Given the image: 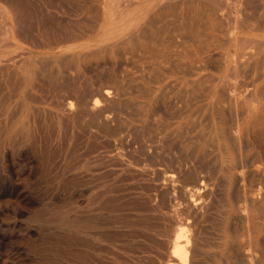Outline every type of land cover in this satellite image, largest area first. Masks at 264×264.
Segmentation results:
<instances>
[{
  "label": "bare ground",
  "instance_id": "obj_1",
  "mask_svg": "<svg viewBox=\"0 0 264 264\" xmlns=\"http://www.w3.org/2000/svg\"><path fill=\"white\" fill-rule=\"evenodd\" d=\"M198 1L200 3V0ZM202 1L203 3L201 2L200 4H198L196 0H186V2L183 3V5H185V9L183 8L184 10H183V13L181 14L182 15L181 20H179L178 23L175 24L176 31H174L175 29L172 28L174 25L170 26L172 30L174 29L173 31L176 33V34L174 33L175 35L171 33L170 34L167 33L166 31L167 29L165 30L167 26L164 28L162 26L163 22H160V24L159 23L157 24V21L158 22L162 21L161 20L163 16L162 10L160 11V13H158L159 15V16L157 15L158 17L157 16L151 17V19L148 18L145 21L146 24L142 22L143 17H144V11H145V9L143 8L146 7L147 5L146 2L144 3L139 2L138 4H136L137 7H134L133 5H131L132 3H134L132 0H121L120 2L118 1L120 4L119 3L116 4V0L102 1L100 7L104 13L105 12L108 13V11L112 10V13L115 14L116 12L119 15V18L121 14L126 15V18H123V20L125 19L128 24L134 26V32L131 35V39H132L131 47L133 48V51H134V54H132V56H134V58H132L130 53H127V54L131 56L133 60L131 58L130 59L135 63V65L133 64L134 67L136 66L134 69L136 70L135 76L131 77L127 75L118 76L116 74H102V75L97 76V79H99L98 81L100 82L96 81L97 83L95 82L94 86H92V84L90 83H86L83 86V83H82L83 87L77 84H74V83H70V82H65V84H63L59 81L60 85L61 84L63 85L60 87L59 84H57L60 88L59 90L57 89V91L55 92H54V88L48 85L49 86L48 92H50V87H51V90L52 89L53 90L50 92V94L53 92L52 95L55 97V99L57 98L55 101L57 102L58 105L56 104V102L55 104H56V107L57 106L58 107L57 109L53 111L54 113L52 114L53 116L55 114V116L57 117V122L61 123L60 129L63 130L62 134H64L65 132L67 133L70 132L72 134L73 132L75 135L74 137H72V141L75 138V136L78 138L83 137L82 139H85L86 141L89 140L92 144L93 153L92 155H90L91 157L88 160L89 164L83 169L85 172L88 173V175H90L89 178H91L92 175H98L100 173H103L106 170L111 171L112 174L113 172H116V173H126L128 174V176L129 175L135 176L138 189L136 188L137 191L133 192V194L137 193V196L146 203L145 206H147V208L145 207L143 208L149 211L150 216L152 217L153 222H154V227L152 229L153 243L152 244L148 243L149 245H151L150 250L149 251L147 250L148 253H146L147 251L145 252L146 254L144 253L143 255L142 253H140L142 257L141 258L139 257L140 261L138 264H264V10H261V9H260L261 11H259V9L257 10V8H260V7H258V3L257 4L255 3L256 1L254 2V0H246V1L244 0L243 1L244 5L249 8V9L247 8L248 10L246 9V11H244L243 9L244 5L242 7L241 6L242 2H241L240 3L241 4L240 7H242L240 8L241 12H239L240 10L239 11L232 10L231 12H228V8H227L226 9L227 11H225L224 13L220 11V4L223 0L221 2L219 0H205V2L204 0ZM236 1L237 3H239L238 0ZM236 1L234 2L236 3ZM0 2L2 3L0 5V22L2 21V25H0L1 26L0 27L1 28L0 30L1 39H7L11 44L13 43L16 46L20 45L19 43L15 41V39L18 37H21L23 39L27 38L28 39L27 41H29V44L33 47L40 46V45L49 46V45H55L56 42H58L59 40L61 41L69 40L71 38H76V36H84L86 35V32L88 31V28L86 29V26L85 28H82L79 30L77 28H76L77 30L76 29L73 30L72 29L73 27L72 26H71L72 28L70 27V24H72L71 21L69 24V21L66 19L63 21L56 20L53 18V16L49 14V11H48V12H44V14H41V17H39V19L36 21L37 23H39L37 29L40 30V33H38V36H36L37 37V41H36V38H33L32 34L29 35V33H25V30H29V29L23 28V26H25L24 24L23 26L21 25V23L24 21V18L22 21L21 17L23 16L25 17V15L21 16L23 12L21 13L19 11L20 7H19V10L16 8V6L20 4V0H0ZM178 2H180V0ZM228 2L229 1L227 0V2L225 3L227 4ZM163 3L165 2L163 1ZM235 3L234 5L237 4ZM68 5L70 6L71 3H69ZM116 5L118 6L120 5V7L117 8V11L114 8ZM162 5L165 7L166 4H162ZM226 7L228 6H225V8ZM93 8H96V6ZM263 8H264V5H263ZM231 9H233V7ZM238 9H239V6H238ZM176 10H174L175 13L171 12V14L175 15L174 17L175 18L177 17V20H178L179 16ZM134 12L136 14H134ZM92 15H93V12H92ZM169 15L170 14H168V16ZM164 17L167 18L166 16ZM70 19L72 20V18ZM89 19L92 20L91 18ZM169 19L173 20L174 18L171 17ZM81 20H78V21H81ZM52 22H60V23H63L64 26L62 28L59 27L57 29H52V28L49 29L47 24L52 23ZM164 22L166 23V21ZM80 24L83 25V23H80ZM171 24H172V21H171ZM78 25L79 24L77 25L75 24L76 27ZM81 25H80V28L82 27ZM244 26L248 30L247 34L235 33V31L238 30L239 27L240 29L244 28V30H246ZM88 27L91 28L90 26ZM170 30L168 29V32ZM113 35L114 37L119 36L117 33ZM103 38L105 37H102L101 40H103ZM232 39L234 40V44L232 45L231 49H227L228 42ZM125 40H126V37H123V39L121 40V42H123L122 43L123 47L125 45L124 44ZM117 43H120V41ZM191 43H193V45H191ZM68 44L69 45L65 49L66 51L65 54L62 55L60 59H58L60 63L72 61L73 56L75 55L76 52L79 53L78 55L82 54V58H83L82 62L86 61L85 58H87L88 55H94L95 53L92 51L93 50L92 48H90L89 50H80V49H77L75 51L72 50L74 47L78 45L79 47H83V46L87 47L88 44H84V45H81L83 43H79L78 45H75V44L73 45L71 43H68ZM6 45L7 43L0 42V103H3L6 96L8 95L7 93H5V91L7 90L4 91L3 89L4 87L3 77L6 74L8 75L11 74L14 77L17 71L16 70L17 61L16 59L12 58V56L7 55L9 50L5 49ZM170 47H174V49L176 47V51H173V53L170 52L171 50H174L173 48L171 49ZM169 48H170V51H169ZM107 49L109 48L105 47L104 50H107ZM120 52L123 53V51H119L118 53ZM173 54L175 56L171 57ZM129 55L127 56L128 58H129ZM14 57H17V56H14ZM125 57L126 56L124 55V59L127 60V57L126 58ZM46 60H47L46 62L48 61L50 62L52 61V58H48ZM33 62H35L37 67H44L43 61L40 58L38 59L34 58L32 60V63ZM127 62L125 63L127 64ZM26 63L27 61L25 62V64ZM118 63L120 64V62ZM97 65H100V64H97ZM108 65H106V67H109ZM102 67H104L103 64H102ZM44 68L46 69L48 67H44ZM68 68H65V70ZM89 69H90V66H89ZM222 69H226V73L220 74V71ZM35 70L36 69H34V71ZM125 70H130V67L127 69L125 68ZM134 70H131V71H134ZM53 71H56V70H53ZM72 71L73 72H70V73H74V70ZM106 71L107 70H105L104 72ZM42 72H45V71H42ZM51 73L53 74V72ZM68 73H69V70H68ZM72 75L75 77L74 74ZM80 75L82 76V74ZM55 76L54 74L52 75V77H55ZM13 77L9 79L13 80ZM52 77H51V80H52ZM65 77L63 79H65ZM5 78H8V76ZM28 78L29 77H27V79ZM57 78L59 79V76ZM19 79H17V81ZM45 79H43L42 81L44 82ZM235 79H238V80L236 81ZM129 80H134L133 84L130 85L131 88L133 87L132 88L133 91H130L131 89L127 90L129 89L128 87H130L127 82ZM84 81L86 80L84 79ZM46 82L48 84V80ZM6 83L8 84V80ZM53 83H51V85H54ZM32 84L34 85V83ZM10 85L11 84H9L7 88H9L10 90H14L15 86H17L16 90L18 91V88H19L18 83L17 85L15 84L13 85L14 88H12ZM41 85L40 87H43V85L42 86ZM35 86L36 84L34 85V88ZM54 86L56 88V85ZM43 88H41V90ZM14 95H15V92L13 96ZM37 95L39 94H36V96ZM40 95L42 94L40 93ZM31 97H34V96H32L31 94ZM42 97L43 95L41 96V99ZM27 98H28V95H27ZM35 99H37V97ZM33 101L37 102L39 100L37 101L33 100ZM5 102L6 101H4V103ZM47 104H50V103H47ZM73 104H75V108H73ZM16 105L18 106V104ZM33 107H31L32 111L34 110L35 112L36 108L34 107L35 109H33ZM1 108L2 107H0V109ZM11 108H13V106H11ZM10 110H12V112L14 111V109H10ZM44 110L46 111L45 108ZM1 111H0V114H1ZM199 113H201V119L198 118V116H200L198 115ZM2 114H3V111H2ZM34 114L33 116H37ZM49 116H51V114ZM181 116L182 117L188 116V120L185 123H182V124L179 123V118H182ZM13 117L14 116H11V118ZM45 117H46V114H45ZM9 119L10 118H8V121ZM35 120L36 119L34 117V121ZM54 121L51 120V124L52 122L54 124ZM24 122L26 121L24 120ZM46 122H47L46 124L50 123L47 120ZM51 124H49V127H48L50 129V132L55 129L54 127H52V130H51V127H50ZM197 126L198 128L194 129ZM19 128L21 127H18L15 129H19ZM28 129L29 131H31L30 128ZM38 130H41V128H39ZM17 131L18 130H16V132ZM16 132L13 133V137H14V134H17V133L18 135L19 134L21 135L19 131L17 133ZM60 132L62 131L60 130ZM39 134L41 135V133ZM0 137H1V134H0ZM47 137L48 135H46L45 138ZM52 139H53V134H52ZM25 140H27V138ZM41 140L43 141V139ZM37 141H39V139ZM45 143L47 142L45 141L44 144ZM34 144H37V143L35 142ZM75 144L78 145V142H76ZM30 145L31 144H29V146ZM89 145L88 147H91V145L90 146ZM22 146H24L23 148L27 147L26 143L25 145H22ZM80 147H82V145ZM6 149H8V147ZM67 149L69 148L67 147ZM38 150L39 148L37 149V151ZM44 150L46 151V148L43 149V151ZM39 151H38V154H39ZM2 152L4 154L3 150ZM47 152H48V149H47ZM56 152L54 154H56ZM85 155L87 154L85 153ZM47 156L45 157L47 158ZM61 157H59L60 160H61ZM62 163L64 162L62 161ZM54 164L56 165V163ZM60 166H62V164ZM65 166H63V168H65ZM66 170H67V167H66ZM121 176L124 178L122 174ZM86 178H87V175H86ZM86 178H84L85 181H86ZM131 178L132 177H130V179ZM81 183L83 182L81 181ZM86 183L87 182H85V184ZM116 185L119 186L118 184ZM129 185H132V184H129ZM110 187H113V186L111 185ZM84 188L87 189V186ZM118 188H121V186H119ZM109 190H107V194ZM112 190H115V189L113 188ZM84 195L82 196V198L84 197ZM91 197L92 196H90V198ZM90 198H88L89 202H90ZM113 198L114 197L112 196V198H109V199L113 201ZM102 200L103 198L101 199V202H103ZM105 200H106V197H105ZM129 200L131 202V199ZM101 202H99V204ZM103 204L101 203V205ZM130 204L131 203H129V205ZM131 207H133V205ZM124 208H122L121 210H123ZM136 208L137 206L135 207V210ZM72 209L74 208L72 207ZM79 209L80 208H78V210ZM87 212L88 211H86V213ZM60 213L61 212H59L58 214L63 215ZM92 215L94 217L95 214H92ZM118 215L120 216L119 213ZM73 217L71 219H73ZM141 218L142 217H140V219ZM84 219L86 218L84 217ZM107 221H111V220H107ZM143 221L144 220L142 221L140 220V222L139 221L138 222L143 223ZM131 222H130V225H131ZM136 223L137 222L135 221L132 225ZM118 225L120 226V224ZM130 225L129 227L131 229L133 226H130ZM142 225L143 224H141V226ZM101 227L103 229V226ZM136 227L137 226H135V229ZM114 228L116 229V226ZM126 228H128L127 225H126ZM140 229L142 230V228H139L138 230ZM144 230H146L145 227H144ZM150 230L151 229H149V231ZM102 232L104 233V231ZM3 233L4 232L0 231V243L4 242ZM110 233H114V232H110ZM96 234H101V233H96ZM104 234L107 235L108 232ZM135 235H137V233ZM108 237L106 239L109 240ZM143 237L145 236H142V238ZM147 237L149 238V236L148 235L146 236V240L148 239ZM83 238L86 239V237H83ZM83 238H82V241L84 242L85 239L83 240ZM101 239L105 240V238H101ZM129 240H128V243L130 242ZM79 241H80L79 243H82L81 240ZM123 241L125 242L126 240H123ZM150 241L152 242V240ZM79 243H76V244L78 245ZM137 243H140V242H138L137 240L136 246H137ZM72 244L73 243H71V245ZM109 244H111V242ZM121 244H119L120 247H121ZM124 244L127 247V241ZM83 245L86 246V243ZM116 245L117 244H115L114 246L117 247L118 245L117 246ZM125 245H123L122 247L125 248L124 247ZM92 246L93 245H91L90 249L93 248ZM104 246H107V245H104ZM140 246L142 247V245ZM144 246L147 247V244ZM132 247L134 250L135 245L131 246V248ZM77 249L79 248H75V250ZM83 249H85L84 246H83ZM71 250L72 249H69V250L67 249L66 251L70 252ZM108 251H110L111 253V250H108ZM62 252L63 251L61 250L60 253L62 254ZM79 252H78V255H79ZM114 252L115 251H113V255L115 254ZM124 252L126 253L125 250ZM61 254H59L60 257H61ZM75 256H73V259ZM90 256L91 255H89V258ZM82 257L85 258V255ZM121 258L122 257L120 256V258H117V259L121 260ZM81 259L79 260L77 258L75 260L81 261ZM93 259L94 261H96L97 258L96 259L93 258ZM79 261L76 263H79ZM84 261H86V259H84ZM101 261L99 262L97 261L98 264L101 263ZM136 261H138V257ZM86 262H88V260ZM123 262L124 261H122V263ZM106 263L109 264L108 261L105 262L104 264ZM130 264H133V263H130Z\"/></svg>",
  "mask_w": 264,
  "mask_h": 264
},
{
  "label": "rangeland",
  "instance_id": "obj_2",
  "mask_svg": "<svg viewBox=\"0 0 264 264\" xmlns=\"http://www.w3.org/2000/svg\"><path fill=\"white\" fill-rule=\"evenodd\" d=\"M26 1L27 0H20V4H18L16 6V8L19 10V7H20L19 11L21 13L23 12L21 16L25 15V17L24 16L21 17L22 21L24 18V21H23L24 23L22 22L21 25L23 26V24H24L25 26H23V28L29 29V30H25V33H29V35L32 34V37L36 38V41H37L36 36H38V33H40V30L37 29L39 23H37L36 21L39 19V17H41V14H44V12H48V11H49V14L51 16H53V18L56 20H62L63 21L66 19L69 21V24L71 21L72 24H70V27L72 26L73 28L72 27L71 28L73 30L76 28L79 30V29L85 28V26H86V29L88 28V31L86 32V35H84V36H76V38H71L69 40H62V41L59 40L58 42H56L55 45H49V46L48 45H44V46L40 45V46H35V47H33L29 44V41H27L28 40L27 38H24V39L21 37L16 38L15 41L20 44L19 46H16L13 43L11 44L7 39H1V36H0V39H1L0 42L1 43H7V45L5 46V49L9 50L7 55L12 56V58L16 59V61H17V69L16 70L18 71V72L16 71L17 74L15 73L14 77L10 73H9L10 75L6 74L8 76V78H5V77H7L6 75L3 77V83H4L3 89H4V91L7 90V91H5V93H7L8 95L6 96V98L4 100L6 102L4 103V101H3V103H0V107H2L1 109L3 111V114H2V111L0 109L1 114H2V115L0 114V119H1L0 121H2V122H0V126L3 125V126H1L2 128L0 127L1 132L3 130L2 133L0 132V134H1V137H0V147H1V149H0V156H1L0 157V231L4 232L3 233V241L4 242L0 243V264H58V263L59 264H71V263L72 264H79L82 260H83L82 262H84V263L81 262L80 264H87L88 262H89L88 264H98V262L101 261V259H102V261L99 264H104L107 261L109 264L110 263L111 264H130V263L138 264L142 255L147 250L148 251L150 250L151 245H149V244L153 243L152 229L154 227V222H153L152 217L150 216L149 211L147 209H145V208H147V206H145L146 203L141 198H139L137 196V193L133 194V192H136L138 189V185L136 183L135 176H133V175L128 176V174H126V173H116V172H113V174H112L111 171L106 170L103 173L98 174L99 176L98 175H92L91 178H89L90 175H88V173L85 172L83 169L89 164L88 160L91 157L90 155H92V153H93L92 144L89 140L86 141L85 139H82L83 137L78 138L75 136L76 139L74 138L72 141V137H74V135H75L73 132H72V134L70 132H68V133L65 132L64 134H62L63 130L60 129L61 123L57 122V117L55 116V114H54V116L52 114V113H54L53 111L55 109H57V107H58V106L56 107L57 102L55 101L57 98L55 99V97L52 95L53 92L50 94V92L53 90V89L51 90V87H50V92H48L49 86H52V88H54V92H55V91H57V89L59 90V88L63 84H65V82L74 83V84H77L81 87H83L84 84H86V83H90V84H92V86H94L96 81L100 82V81H98L99 79H97V76L102 75V74H116L118 76L127 75V76L134 77L135 73H136V70H134V69L136 66L135 67L133 66V64L135 65V63L132 61L133 60L132 58H134V56H132V54H134V51H133V48L131 47L132 46L131 35L134 32V26L128 24L125 19L123 20V18H126V15L121 14L120 18H119V15L116 12H115V14L112 13V10L108 11V13H106V12L104 13L100 7L102 1H104V0H63V1L62 0H38V1L37 0H28L27 2ZM118 1L120 2L121 0H116V4L119 3ZM132 1L134 3H132L131 5H133L134 7H137L136 4H138L139 2H141V3L146 2L147 3L146 7L143 8V9H145L144 17H143V21H142L143 23L146 24L145 21L148 18L151 19V17H156L158 15V13H160V11L162 10L163 11L162 18H164V19H162L160 16L162 21H159V22L157 21V24L158 23L160 24V22H163L162 26L164 28L167 26L165 28V30L167 29L166 31L168 34H170V33L173 35L176 34L174 32V31H176V29H175L176 25L175 24H177L178 21L181 20V17H182L181 14L183 13V10L185 9V5H183V3H185L186 0H180V2H178L179 0H163L165 3H163L162 0H132ZM219 1L221 2L222 0H219ZM228 1L229 2L227 4L225 3V2H227V0H223L221 2V4H220V11L221 12L225 13V11H227L226 10L227 8H228V12H231L232 10L233 11H235V10L239 11L240 10L239 12H241L240 8L243 7V5H244L243 1L244 0H238L239 3H237L236 0H228ZM234 1H236V3L238 5ZM262 1L261 0H259V1L254 0V2L256 4L258 3V7H260V8H257V10L259 9V11L264 10V8H263L264 1H263V3H262ZM196 2H198V4H200L201 2L203 3L202 0H200V3L198 0H196ZM204 2H205V0H204ZM259 2H260V4H259ZM69 3H71L70 6L68 5ZM223 3L226 5H224ZM229 3L231 5L232 4L234 5V3H235L237 6L236 5L231 6ZM1 4L2 3L0 2V5ZM25 4H26V6H25ZM27 4H29V5H27ZM162 4H166L165 7ZM23 5H24V7H23ZM172 5H173V7L175 5L176 6L173 8ZM221 5H222V7H221ZM240 5L242 7H240ZM95 6H96V8H93ZM225 6H228V7L225 8ZM229 6H231V7H229ZM238 6H239V9H238ZM119 7H120V5L119 6L116 5L114 8L117 11V8H119ZM232 7H233V9H231ZM247 8L248 7H246L244 5V7H243L244 11H246ZM172 9L176 10V12L179 16L178 20H177V17L176 18L174 17L175 15L171 14V12L175 13V11ZM243 9H242V11H243ZM26 10L28 11V13ZM96 10H97V12H96ZM92 12H93V15L95 17L92 15ZM94 12L96 15L94 14ZM25 13H27V14H25ZM134 14H136V13L134 12ZM168 14H170L172 16H170V15L168 16ZM29 15H30V17H29ZM86 16L91 18L92 20H90ZM97 16H98V18H97ZM164 16H166V17L168 16V17L165 18ZM56 17H58V18H56ZM171 17L174 18L175 20L169 19ZM27 18L29 19L30 22L28 21ZM70 18H72V20ZM76 18H78V19H76ZM34 20H35V22H34ZM78 20H81V21H78ZM164 21H166V23ZM171 21H172V24H171ZM73 22L76 25L79 24L78 25L79 27L78 26L76 27ZM80 23H83V25H81ZM86 23L91 28H89L86 25ZM0 25H2V21L0 22ZM80 25L82 26L81 28H80ZM47 26L49 27V29H51V28L57 29L59 27L62 28L64 25H63V23H60V22H52V23H48ZM170 26H173L172 28H174L175 30L173 29L174 30L173 31ZM241 27H243V26H241ZM168 29L169 30L171 29V30L168 32ZM245 29L247 30L246 27H245ZM0 30H1V28H0ZM246 30H244V28L240 29V27H239V29L236 30L235 33L247 34L248 30L247 31ZM116 33L119 35L118 37H114L113 34H116ZM102 37H105V38H103V40H101ZM123 37H126L124 47L122 46L123 42H121ZM86 40H88V41H86ZM119 41H120V43H117ZM68 43H71L73 45L74 44L78 45L79 43H83L81 45L88 44L87 47H84V46L79 47V45H78V46L74 47L72 50H74V51L77 49L89 50L90 48H92L93 50L92 49L91 50L95 53H94V55H88L87 58H85L86 61L82 62V60H83L82 54L78 55L79 53L76 52L75 55L73 56L72 61L60 63L58 61V59H60V57L65 54V52H66L65 49L69 45ZM233 44H234V40L232 39L228 42L227 49H231ZM191 45H193V43H191ZM105 47H107L109 49L104 50ZM170 48L174 49V47H170ZM170 48H169V51H170ZM16 51H18V52H16ZM119 51H123V53H121V52L118 53ZM173 51H176V47L174 50H171L170 52L173 53ZM127 53H130L132 58ZM123 54L126 57L129 55V58L127 57V60L124 59ZM14 56H17L19 59L17 57H14ZM174 56L175 55L173 54L171 57H174ZM36 57L40 58L43 61V66L48 67V68L45 69L44 67H37L35 62L32 63V60L34 58L38 59ZM48 58H52V61H50L51 63L49 61L46 62L47 61L46 59H48ZM26 61H27V63L25 64ZM105 61L110 65H108ZM123 61H124V63H123ZM118 62H120V64ZM125 62H127V64ZM21 63H23V64H21ZM97 64H100L101 66L97 65ZM102 64L104 67H102ZM18 65H19V67H18ZM88 65L90 66V69H89ZM106 65H108L109 67H106ZM123 66H124V68H123ZM127 66L130 67V70H125V68L126 69L129 68ZM131 66H133L134 68ZM70 67L72 70H74V73H70V72H73L70 69ZM65 68H68V69L65 70ZM34 69H36V70L38 69V70L34 71ZM29 70H30V72H29ZM39 70H40V72H39ZM53 70H56L57 72L53 71ZM64 70L66 73L64 72ZM68 70H69V73H68ZM102 70H103V72H102ZM105 70H107V71L104 72ZM131 70H134L135 72L131 71ZM42 71H45V72H42ZM50 71L53 72L54 76L55 75L56 76L52 77L53 74ZM55 72L58 74L59 79L57 78L58 76ZM63 72H64V74H63ZM29 73H31V74H29ZM49 73H50V75H49ZM222 73H226V69H222L220 71V74H222ZM45 74H47L49 77ZM72 74H74L75 77ZM80 74H82V76ZM65 75H66V77H65ZM17 76L19 78L21 76V78L19 79ZM34 76H36V77H34ZM50 76L52 77V80H51ZM11 77H13V80L9 79ZM27 77H29V78L27 79ZM64 77H65V79H63ZM67 77L69 80L67 79ZM40 78H41V80H40ZM83 78L86 81H84ZM17 79H19L18 80L19 82L17 81ZM43 79H45L44 82L42 81ZM57 79H58V81H57ZM7 80H8V84L6 83ZM47 80H48V84L46 82ZM235 80L237 81L238 79H235ZM15 81H17V82H15ZM59 81L63 84L60 85ZM76 81H78V82H76ZM11 82H13V83H11ZM53 82H55V83H53ZM79 82H81V83H79ZM127 82H128V85L130 86L133 84L134 80H129ZM17 83L19 85L18 91L16 90L17 86H15V88L13 86L14 84L17 85ZM32 83H34V85L36 84L35 88H34V85ZM39 83H40V85L42 84L43 87H45V88L40 87ZM51 83L56 85V88L54 85H51ZM82 83H83V86H82ZM9 84H11L10 86L12 88H14V90H10L9 88H7V86ZM57 84H59L60 87ZM30 85L32 86V88ZM41 88H43L44 90L42 89L43 90L42 91ZM128 88L129 89H127V90L131 89L130 91H133V89H132L133 87L131 88V86H130ZM37 89H39V90H37ZM14 92H15V95L13 96ZM40 93L43 95L42 99H41L42 95H40ZM31 94L34 97H31ZM36 94H39V95L36 96ZM27 95H28V98H27ZM49 96H50V98H49ZM36 97H37V99H35ZM52 99H54V100H52ZM33 100H36V101L39 100V101L35 102ZM55 102H56V104H55ZM47 103H50V104H47ZM16 104H18V106ZM11 106H13V108H11ZM30 106L31 107L34 106L36 108L35 109L33 107V109H35V112H34V110L32 111V108ZM44 108L46 109V111L44 110ZM73 108H75V104H73ZM10 109H14L15 112L14 111L12 112V110H10ZM49 109H50V111H49ZM38 110H39V112H38ZM8 112H9V114H8ZM49 112H50L51 116H49L50 115ZM39 113H41V114H39ZM33 114L37 115V116H33ZM45 114H46V117H45ZM41 115H42V117H41ZM198 115H200V116H198V118L201 119V113H199ZM7 116H8V118H10L9 121H8ZM11 116H14V117L11 118ZM30 117H31V119H30ZM34 117L38 121H36V120L34 121ZM50 119L52 121L55 120L54 124L52 122V124L54 126L51 124ZM24 120L26 122H24ZM46 120L50 123L46 124L47 123ZM187 120H188V116H183L182 118H179V123H181V124L185 123ZM30 121H31V123H30ZM49 124H51V126H50L51 130H52V127L55 128V129L53 128L54 130H52L51 132H50V129L48 128ZM18 127H21V128H19L20 130L15 129ZM28 128H30L31 131H29ZM39 128H41V130H38ZM197 128H198V126L195 127L194 129H197ZM16 130H18L21 133V135L19 134L20 136L18 135V133H17L18 131L16 132ZM60 130L62 132H60ZM45 131H46V133H45ZM54 131H55V133H54ZM14 132H16L17 134H14V137H13ZM30 132H32V133H30ZM39 133H41V135ZM45 134L48 135L47 138H45L46 137ZM52 134H53V139H52ZM64 135L67 137H65ZM68 136H70V137H68ZM26 138H27V140H25ZM44 138H45V140H44ZM64 138H66V139H64ZM1 139H2V141H1ZM34 139H36V140H34ZM38 139H39V141H37ZM41 139H43L44 142L45 141L47 142V143H45L47 145V147ZM23 140H25V141H23ZM5 141H7V142H5ZM35 142L38 145L34 144ZM76 142H78V145L75 144ZM25 143H26L27 147L23 148L24 146H22V145H25ZM41 143H43V144H41ZM57 143H59V144H57ZM29 144H31V145L29 146ZM89 144L91 145V147H88ZM34 145L35 146L37 145V146L35 147ZM81 145H82V147H80ZM44 146L46 148V151L44 150L45 152L43 151V149H45ZM58 146H59V148H58ZM7 147H8V149H6ZM64 147H65V149H64ZM67 147L69 149H67ZM36 148L37 149L39 148V150H40V151L38 150L39 154H38V151ZM80 148H82V149H80ZM47 149H48V152H47ZM88 149H89V151H88ZM2 150L4 151L5 155L3 154ZM33 150H35V151H33ZM68 150H70V151H68ZM80 151H82V152H80ZM5 152H7V153H5ZM46 152H47L48 156H47ZM55 152L57 155L54 154ZM77 152H78V154H77ZM33 153H34V155H33ZM85 153L88 156L85 155ZM49 154H50V156H49ZM45 156H47V158ZM77 156L79 157V159ZM54 157H55V159H54ZM59 157H61V160ZM43 158L44 159L46 158V159L44 160ZM52 159H54V160H52ZM77 160H79V161H77ZM62 161L64 163L66 161L67 162L64 164V163H62ZM54 163H56V165ZM61 164H62V166H60ZM63 166H65V168H63ZM55 167H56V169H55ZM66 167H67L68 171L66 170ZM61 168H63L64 170ZM52 171H53V173H52ZM74 172H76V173H74ZM107 173H108V175H107ZM104 174L106 175V177ZM121 174L124 176V178L121 176ZM86 175H87V178H86ZM83 177L86 178V181ZM93 177H94V179H93ZM99 177H101V178H99ZM102 177H104V178H102ZM130 177H132L133 179L131 178L132 179L131 180ZM119 178L121 181L119 180ZM52 180H54V181H52ZM90 180L92 182H94V180H95V182L92 183ZM81 181L83 183H81ZM88 181H90V182H88ZM99 181H100V183H99ZM117 181L118 182L120 181V182L118 183ZM50 182H52V183H50ZM85 182H87V183L85 184ZM116 184H118V185L120 184L119 186H121L122 189L118 188L119 186H117ZM129 184H132V185H129ZM99 185H100V187H99ZM111 185L113 187H110ZM77 186H79V187H77ZM86 186H87L88 190L86 188H84ZM111 188L112 189L114 188L115 190H112ZM106 189L107 190L111 189V190H109L110 192L108 191V194H107ZM126 192H128V193H126ZM84 194H86V195H84ZM111 194H113V195H111ZM83 195H84V197L82 198ZM90 196H92V197L90 198ZM112 196L114 197L113 201L116 200L115 202H113L111 199H109V198H112ZM105 197H106V200H105ZM88 198H90L91 203L88 201L89 200ZM102 198H103V200H102L103 202H101ZM81 199H83V200H81ZM94 199H95V201H94ZM129 199H131V202ZM92 201H94V202H92ZM98 201L101 202L102 204L103 203L104 204L101 205V203L99 204ZM85 202H86V204H85ZM134 202H136V203H134ZM105 203H106V205H105ZM116 203L117 204L119 203L118 204L119 207ZM129 203H131V204L129 205ZM115 204H116V206H115ZM69 205L71 206V208ZM99 205H101V206H99ZM132 205H133V207H131ZM93 206H95V207H93ZM136 206H137V208L135 210ZM140 206H142V207H140ZM67 207L70 209H68ZM72 207L74 209H72ZM82 207H83V209H82ZM96 207L97 208L100 207V208L97 209ZM112 207H113V209H112ZM143 207H145V208H143ZM78 208H80V209L78 210ZM114 208H116V209H114ZM122 208H124V209L121 210ZM63 210H65V211H63ZM58 211L61 212L60 214H63V215H59ZM73 211H75V212H73ZM86 211H88V212L86 213ZM103 211L105 214L103 213ZM121 212H122V214L124 213L125 215L124 214L122 215ZM118 213L120 214V216L118 215ZM129 213H130V215H129ZM80 214L83 216H81ZM92 214H95L94 215L95 218L97 216V218H96L97 220L93 217ZM73 215H74V217H73ZM113 215H114V217H113ZM135 215H137V216H135ZM138 215L142 218L140 219V217ZM71 216L73 217V219H71L72 218ZM84 217L86 219H84ZM81 219H82V221H81ZM106 219L111 220V221H107ZM124 219L125 220L127 219V220L125 221ZM130 219L132 222L130 221ZM59 220H60V222H59ZM63 220H65V221H63ZM69 220H70V222H69ZM113 220L114 221L116 220L115 223ZM140 220L141 221L144 220L143 223L142 222L139 223ZM117 221H119V222H117ZM135 221L137 222L136 224H138V223L139 224L138 225H136V224L132 225ZM130 222H131V225H130ZM66 223H67V225H66ZM84 223H86V224H84ZM125 223H127V224H125ZM118 224H120L121 227H123L125 225L124 226L125 228L124 227L121 228ZM141 224H143V225L141 226ZM113 225L116 226V229L114 228L115 226H113ZM126 225L128 228H126ZM129 225L133 226L132 228L135 231V233L132 230V228L130 229ZM145 225H147V226L150 225L149 226L150 228L145 226ZM101 226H103V229ZM135 226H137L136 229H135ZM143 226L145 227L146 230H144ZM137 228L138 229L142 228V230L140 229L141 232ZM104 229L107 231H105ZM124 229H126V230H124ZM149 229H151L150 230L151 233H150ZM136 230L139 232H137ZM62 231H63V233H62ZM90 231H91V233H90ZM92 231H93V233H92ZM94 231L96 233H101L102 235L96 234ZM102 231H104V233L108 232V234L106 235ZM128 231L130 233L131 232L132 233L130 234ZM110 232H114V233H110ZM148 232L150 233V235ZM72 233H73V235H72ZM127 233H129V234H127ZM136 233H137V235H135ZM139 233H140V235H139ZM142 233H143V235H142ZM108 235H109V237H108ZM147 235L149 236V238L147 237L148 238L147 240L149 242L146 240ZM112 236H114V237H112ZM142 236H145V237L142 238ZM76 237L77 238L79 237L81 239L78 238V240H77ZM83 237H86V239L88 238L87 239L88 241ZM100 237L105 238V240L101 239ZM107 237L109 238V240L106 239ZM82 238H83V240L85 239L84 242L82 241ZM112 238L113 239L115 238V239L113 240ZM79 240H81L82 243H79L80 242ZM123 240L127 241V247L124 244L126 241L124 242ZM128 240L130 241L129 243H128ZM134 240H136V241L138 240V242H140V243H137V246H136V241H134ZM150 240H152V242ZM110 242H111V244H109ZM71 243H73V244L71 245ZM76 243H79V244L77 245ZM85 243H86V246L83 245ZM112 243L114 245L117 244L119 246V248H121V249H119L117 245H116L117 247H115ZM121 243L123 245H125L124 247L127 249L123 248L122 247L123 245ZM61 244H63V245H61ZM119 244H121V247ZM146 244H147V247L144 246ZM91 245H93L92 247L96 250H94L93 248H92L93 250L90 249ZM104 245H107L110 248L107 246H104ZM134 245H135V249L133 250V247L131 248V246H134ZM140 245H142V247ZM83 246L86 250L83 249ZM60 248L63 251L62 254L60 253L61 252ZM75 248H79V249L75 250ZM57 249L59 250V252ZM63 249H65V250H63ZM67 249L68 250L72 249L74 252L71 250L70 251L71 253H70L69 251H66ZM136 249H137V251H136ZM139 249L140 250L142 249V250L140 251ZM83 250H85V251H83ZM108 250H111V253ZM124 250L126 251V253L124 252ZM143 250H144V252H143ZM113 251H115L114 255H113ZM130 251L132 253L134 252L135 255H134V253L132 254ZM148 251L146 253H148ZM78 252H79V255H78ZM83 252H85V253H83ZM88 253H89V255H91L90 258H89ZM137 253H139V254H137ZM140 253H142V255ZM59 254H61V257ZM100 254L102 255V257ZM84 255H85V258L82 257ZM137 255H139V256H137ZM73 256H75L74 259H73ZM105 256H106V258H105ZM120 256L122 257L121 260L124 261L123 263L120 259H117V258H120ZM67 257H69V258H67ZM76 257L79 260L81 258H83V259H81V261L78 260L79 263H76V262H78L75 260V259H77ZM91 257H93L95 259L97 258L96 261H94V259ZM137 257H138V261H136ZM98 258H99V260H98ZM84 259H86V261L88 260V262L84 261Z\"/></svg>",
  "mask_w": 264,
  "mask_h": 264
}]
</instances>
